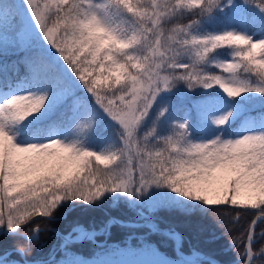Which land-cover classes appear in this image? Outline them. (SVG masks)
Masks as SVG:
<instances>
[{"label": "snow or ice", "instance_id": "obj_1", "mask_svg": "<svg viewBox=\"0 0 264 264\" xmlns=\"http://www.w3.org/2000/svg\"><path fill=\"white\" fill-rule=\"evenodd\" d=\"M25 2L44 40L118 125L121 146L115 152L98 154L76 142L58 139L18 144L9 124L39 112L49 93L29 92L8 98L0 104V226L19 232L36 215L51 216L62 201L88 204L106 193L151 198L156 195L154 187H167L206 205L230 202L233 206L242 203L238 198L246 189L252 208L258 207L264 219V133H250L235 140L217 136L195 143L188 139L190 123L185 119L176 123L174 136L162 138L163 147L159 141L146 146V137L140 135L143 123L155 124L167 115L171 90L181 82L189 89L212 88L215 84L229 97L249 91L264 94V87L248 79H226L202 68L212 53L225 47L234 50L232 58L237 63L224 61L216 68L229 73L236 67H243L246 72L264 69V39L253 41L236 31L189 36L191 23L177 25L170 34H164L165 17L181 11L210 15L221 6V0H164L162 4L152 0L150 5L110 0L137 17L129 30L114 27L112 16L107 12L99 14L92 0L87 4L83 0ZM258 6L264 10V4ZM4 24L14 27L15 14L0 8V30ZM256 76L264 84V71L257 70ZM61 83L55 78L53 87L58 88ZM64 91L66 100L72 93L67 88ZM230 115L218 117L215 123L225 124ZM125 155L126 163H115L107 171L94 167L90 159L95 157L107 164L121 161ZM85 168L94 183L79 178ZM38 191L44 194L29 199V194L34 197ZM13 193L19 196L10 200ZM21 200L26 202L22 211L16 207ZM252 239L250 229V256L254 254ZM18 251L27 254L23 247H18Z\"/></svg>", "mask_w": 264, "mask_h": 264}, {"label": "trees", "instance_id": "obj_2", "mask_svg": "<svg viewBox=\"0 0 264 264\" xmlns=\"http://www.w3.org/2000/svg\"><path fill=\"white\" fill-rule=\"evenodd\" d=\"M257 1L264 4V0H253L254 4H257ZM83 2L87 4L85 0ZM108 2L109 14L112 16L114 25H119L120 28L125 30L134 27L137 17L127 12V9L123 6L118 8L110 0ZM138 2L143 5H150L152 0H130L132 5H136ZM163 2L164 0L157 3L162 4ZM18 5L21 7L17 0H0V8L5 12L15 14V23L18 15H20L18 14ZM252 14L253 16L250 17L248 22L250 33L258 27H261L264 31V12H259L258 8L254 7ZM224 19L222 10L219 8L215 9L210 15L181 11L176 16H172L167 20L164 19L162 21V29L164 34L168 35L171 29L177 25L191 23L189 36H204L209 35L211 29L219 28ZM16 25L11 28L7 24L3 25L2 30H0L2 48L8 49V44L13 41L12 37L14 30H16ZM233 51V49L225 47L217 49L204 62L202 65L203 70L209 74L221 75L226 73L223 69L216 68L215 65L224 61L237 63L232 58ZM132 52L135 53V49ZM24 54H26L24 50L0 52V79H13L19 72H27V66L22 61ZM41 55L37 56L32 63L34 68H36L38 81L45 84L48 87L47 89L53 87L55 78H59L62 81L61 84H63L65 81L64 73H61L59 68H56V65L54 66L48 58H44V56L41 58ZM8 63L13 64L9 71L7 69ZM69 70L74 77H77L71 69ZM257 70L264 71V69H254L252 72H246L243 67H236L232 72L241 76H249L256 80L258 79L256 76ZM178 71L181 70L178 69ZM179 84L187 87L182 82ZM226 95L223 89H220L215 84L212 88L196 86L185 94L178 93L177 90L171 91V107L167 115L161 122L153 124L148 121L146 123L147 126L150 125L151 127L150 135L147 136L146 140L148 147H152L158 141L161 142L160 147H163L162 138L174 136L177 132L176 123L182 122L187 115L190 116L188 139L198 143L197 138L199 135L211 134L217 130V127L209 122V114L218 103L225 102V100L231 104L228 127L235 125L241 115L257 113L258 110L261 111L262 107L264 108V106H260L261 109L250 106L253 100L252 91L241 93L236 97L228 98ZM87 100L83 102V110L89 116L78 128H73V125H75L73 118H64L67 114V104L55 92L48 98L44 108L37 113H33L24 121L10 123L9 129L13 136L33 133L37 129L44 131L55 118L60 117L61 119L64 118L61 122L69 119L66 122V128L63 133V138L67 142H76L78 146L98 154L115 152L119 144L114 133H109V130L102 129V125L99 123L94 125L95 117L92 116L96 114L95 106ZM61 113H63V116H61ZM90 159L93 166L103 168L115 163L109 161L107 164H102L96 161L95 157ZM88 173L89 169L85 168L80 172L79 178L86 179ZM0 184H2V181H0ZM171 193L173 192L171 191ZM43 194L39 191L34 197L29 194V199H38ZM0 195H3V193H0ZM176 195L180 202L159 206L155 210L148 212H145L147 209L141 205H131L126 200L113 199L108 196H103L99 200L88 204L77 200L62 201L52 212L51 216L41 217L36 215L29 224L22 226L19 232H10L6 226H0V230H2L0 233V256L10 252L1 261L7 264H26V260L35 261L40 257L44 261L50 257L47 254L53 249L52 247L57 245L56 240L58 243L59 236L55 229L62 234H67L74 227L79 226L87 230L98 231L107 225L109 219L116 218L123 222H150L153 223L156 230L152 231V229L144 225L130 226L121 223H111L107 235L102 233L101 235H96L95 238L97 241L106 242L103 246L104 249L111 248L109 243L120 246V248L130 244L134 249L142 251L150 250L154 246L159 252L175 257L174 240L162 232V230L173 229L181 236L180 250L183 253L190 254L192 249H194L218 260L222 264H242L245 260L242 255L248 242L247 236L255 218L260 214L259 208H252V202H249L247 198L236 206L231 205L230 202L220 205H206L202 201L192 200L177 193ZM18 196L19 193H13L9 199L11 200ZM253 202L258 203V201ZM6 210V208L3 209V211ZM146 213L151 216L150 219H138L140 215ZM37 227L39 228L38 238L29 240L25 237V235H31ZM253 232L255 233V241L251 244V248L254 254L249 264H264V220L256 223ZM18 247H23L27 254L24 253V256L20 255L16 251ZM97 247V244L92 242V240H83L70 245L66 244L62 250L59 248L53 259H49L47 263L42 264H64L75 256H86L89 258ZM113 249L117 250V247L113 246ZM203 263L211 264L209 261H203Z\"/></svg>", "mask_w": 264, "mask_h": 264}, {"label": "rangeland", "instance_id": "obj_3", "mask_svg": "<svg viewBox=\"0 0 264 264\" xmlns=\"http://www.w3.org/2000/svg\"><path fill=\"white\" fill-rule=\"evenodd\" d=\"M20 5H18V18H17V25L15 23V29L13 33V41H11L8 44L7 48H2L3 43H0V52L4 51H15L18 50H24L26 54L23 55L22 61L27 66V72H19L17 75L14 76L13 79H0V104H2L5 100L8 98L15 96V95H22L26 93H42V92H48L49 96H52V93L55 94L58 93L60 98L63 99L65 96V88H67L69 91H71L72 95L68 96V98L65 100L67 104V114L64 118L71 117L73 118V122L75 125H73V128H78L79 125H81L84 120L87 119L89 116L88 114H85V110H83V102L87 101L95 106L96 114H93L92 117H95V124H101L102 129L109 130V133H114L116 137V141L119 144V147L121 146L119 134L120 129L118 125L106 114L103 112V110L95 103L92 95L87 91V89L84 87V85L79 81L77 77H74L70 70L68 65L64 62L62 57L59 55L58 52L54 48H52L51 45H49L43 38L42 34L39 31V28L36 26L34 20L31 17V13L28 10V6L25 2V0H17ZM162 0H156V2H160ZM86 3L89 2V0H85ZM254 4L253 0H221V6L219 9L222 10V14L224 15L225 19L224 22L221 24L219 28H213L209 31V34H218L224 31H236L238 33L244 34L248 37H250L253 41L256 40H262L264 39V31L261 27H258L257 29H254L251 33L249 31L248 22L250 17L253 16L254 7L258 8L259 12L264 10L261 9L258 5L262 3ZM92 4L95 8V10L103 15L105 12L109 14L108 10V0H92ZM170 17H165V20L169 19ZM113 20V19H112ZM113 21V26L115 27ZM39 54V55H38ZM41 58L44 56V58H48L50 62L53 63V65L56 68H59L61 73H64L65 81L63 84H60V86L52 87L50 89H47L48 87L38 81L37 77V71L36 68L32 65L33 61H35L37 56H40ZM12 63H8V71L10 70V67L12 66ZM217 75V74H216ZM219 75V74H218ZM226 79L235 78L238 80H244L248 79L253 84L259 85L261 87H264V84H262L258 79H253L249 76H241L238 74H235L233 72L229 73H222L221 74ZM65 85V86H63ZM178 91V93L185 94L188 90H190L188 87L181 86L179 83L176 84L174 88H172L171 91ZM253 92V100L251 101V107H259L264 106V94L259 92ZM227 96V95H226ZM229 98V96H227ZM56 107V106H55ZM54 107V108H55ZM53 108V109H54ZM261 109V108H260ZM231 112V104H229L226 100L225 102H220L217 104L215 109L210 112L209 114V122L217 127V130L212 132L211 134H201L197 138V142H207L209 140H212L216 138L217 136L221 137V139H239L242 136L250 133H264V108L262 107L261 111H257V113H246L244 115H241V117L238 119L237 123L235 125H231L228 127L227 122L223 125H217L215 123V120L222 116L226 115ZM37 113V112H35ZM188 114V113H187ZM151 115V113H150ZM64 118L57 117L50 123V126L46 128V130H35L33 133H26L22 135H14L15 141L18 144L24 145L29 143H46L51 139H58L62 141H66L63 138V133L66 128V122L69 121V119H66V121L61 122ZM77 118H81L80 120ZM187 119L190 123V116L187 115L186 118L183 119V121ZM150 125H146V123H143L140 128V135L141 137H146V139H143V143L148 146L146 140L147 136H149L150 131ZM190 131V129H189ZM67 142V141H66ZM118 147V148H119ZM134 155V153H133ZM127 155L123 157L121 161H117L115 163H126L127 162ZM136 161L134 160L133 163ZM115 163L108 166V167H99L101 170L107 171L109 169H112L115 166ZM86 180L88 183H94V180L87 176ZM152 191L156 193L155 196L151 198H136L135 196H126L122 194H110L106 193L104 196H108L113 199L118 200H126L131 205H141L143 208H146L147 211H152L158 208L159 206L168 205L169 203H178L180 202V199L176 195V193H171V190L167 187L163 188H153ZM247 198V190H243L242 197L238 198V200H242L244 202ZM25 201L21 200V203L16 205V207L20 208L21 211L23 210V207L25 205ZM7 210L5 211V213ZM150 219L151 216L149 214H142L139 216L138 219ZM141 222V221H139ZM146 222V221H142ZM150 229H154V226L152 223L145 224ZM59 236V240L53 249L47 254L50 257L54 258L57 250L59 248L62 250L66 244H69L66 242V240L61 237L59 230L55 229ZM168 233L169 230H166ZM38 232L39 228L37 227L34 229L33 233L31 235H25L26 238L34 239L38 238ZM174 237L178 239V242H176V245L178 248H180L181 245V237L180 235L171 230ZM75 233L74 235H72ZM89 232L85 229H82L79 227H74L69 233L63 234L66 237H70V239H77L76 242H70L72 243H78V240L81 239L83 236H86ZM171 234V233H169ZM171 234V235H172ZM81 235V236H80ZM80 236V237H77ZM255 233L253 232V240ZM83 240H92L95 244H97V249L94 251V253L91 255V257L86 256H75L73 259L70 258V260H67L64 264H204L201 260V256L196 254V251L192 254H182L181 252H177V255L175 257L171 255H167L163 252H159L156 247L153 246L150 250H138L131 247L130 244L124 246L123 248H120V246L114 245L113 243H109L111 248L104 249L103 246L106 244L105 241H97L95 239V233L94 238H88ZM81 242V241H79ZM69 244V245H70ZM113 246L117 247V250L113 249ZM177 248V249H178ZM20 253V255L24 256V253H21L20 251L16 250ZM6 254V253H5ZM8 256V254H6ZM6 255L0 256V263L1 264H7L1 261L4 257H7ZM182 256V257H181ZM243 256V255H242ZM42 258V257H40ZM35 260V261H28L26 260V264H42L47 263L48 261H43L41 259ZM253 254L250 256V262L252 261ZM206 261V260H204ZM249 262V263H250ZM248 263V264H249ZM11 264V263H10ZM19 264V263H17ZM212 264V263H211ZM236 264V263H233Z\"/></svg>", "mask_w": 264, "mask_h": 264}, {"label": "water", "instance_id": "obj_4", "mask_svg": "<svg viewBox=\"0 0 264 264\" xmlns=\"http://www.w3.org/2000/svg\"><path fill=\"white\" fill-rule=\"evenodd\" d=\"M261 220V217H260V215L259 216H257L256 217V219H255V221H254V223H253V225H252V228H253V226L258 222V221H260ZM115 221L116 222H120V223H124V222H122L121 220H118V219H115ZM126 225H138V224H134V223H131V222H127V223H125ZM253 230V229H252ZM1 232V231H0ZM163 232H165L166 234H168L169 236H171L175 241H176V238L174 237V236H172L171 234H169L167 231H163ZM61 237H63L67 242H76L77 240L76 239H70V238H68V237H66V236H64V235H62L61 234ZM248 246V245H247ZM245 255H247V257H246V261H245V263L244 264H248L249 262H250V255H249V252H248V250H247V247H246V251H245ZM182 257V256H181ZM201 260H208V261H211L213 264H221L218 260H216V259H214V258H211V257H209V256H206V255H204V254H202L201 253Z\"/></svg>", "mask_w": 264, "mask_h": 264}, {"label": "bare ground", "instance_id": "obj_5", "mask_svg": "<svg viewBox=\"0 0 264 264\" xmlns=\"http://www.w3.org/2000/svg\"><path fill=\"white\" fill-rule=\"evenodd\" d=\"M89 235H91L92 236V234L90 233ZM81 236V235H80ZM80 236H77V237H80Z\"/></svg>", "mask_w": 264, "mask_h": 264}]
</instances>
